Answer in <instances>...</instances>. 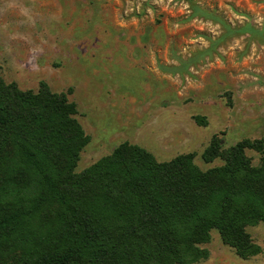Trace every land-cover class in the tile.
<instances>
[{"label": "rangeland", "instance_id": "1", "mask_svg": "<svg viewBox=\"0 0 264 264\" xmlns=\"http://www.w3.org/2000/svg\"><path fill=\"white\" fill-rule=\"evenodd\" d=\"M0 71L76 104L90 137L79 172L123 142L160 162L192 154L203 171L223 163L202 159L214 134L264 148V0H0ZM247 232L257 256L213 231L197 264H264V227Z\"/></svg>", "mask_w": 264, "mask_h": 264}, {"label": "trees", "instance_id": "2", "mask_svg": "<svg viewBox=\"0 0 264 264\" xmlns=\"http://www.w3.org/2000/svg\"><path fill=\"white\" fill-rule=\"evenodd\" d=\"M64 92L6 83L0 71V264H197L215 231L243 259L261 252L247 229L264 227V148H224L158 161L123 142L77 171L90 141ZM260 155L257 166L245 150Z\"/></svg>", "mask_w": 264, "mask_h": 264}]
</instances>
